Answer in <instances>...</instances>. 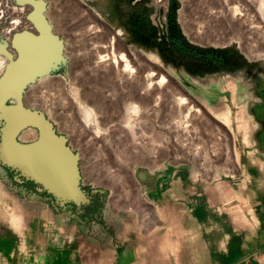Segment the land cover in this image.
Masks as SVG:
<instances>
[{
    "label": "rangeland",
    "instance_id": "374dc122",
    "mask_svg": "<svg viewBox=\"0 0 264 264\" xmlns=\"http://www.w3.org/2000/svg\"><path fill=\"white\" fill-rule=\"evenodd\" d=\"M12 1L16 6L24 8V22H28L27 24L31 26L18 34L30 32L35 36H40L33 21L37 10L34 2H43L42 14L51 26L52 33L63 44L62 55L59 53L60 58L56 63L57 66L52 68L49 74L39 75L37 79L29 82L23 90L22 99L25 109L43 113L46 116L53 124L56 134L65 137L67 146L79 157L80 188L84 192L86 200L65 201L50 193L42 183L33 180L22 166L4 164L8 158L9 160H14V158L12 153H6L7 158L3 154L5 152L4 149L2 150L3 138L8 120L0 111V264H95L91 259L97 256L99 241L103 242L102 230L98 227L99 225L102 227L105 223V207L109 206L111 201L113 203L121 191L127 190L126 184L131 179H135L136 168L139 164L144 162L157 164L166 159L183 164L191 160L197 161L200 173L203 172L207 163L216 164L214 156L218 153L216 148L220 146L218 137L221 136L224 127V124L214 117V114L219 110V99L216 98V95L215 99L210 100L204 96L205 93L197 90L193 91L194 96L191 97L180 88V85H184L191 90L190 82L195 83L194 78L192 79L185 72L191 68L192 62L198 60L195 56L183 52L181 46L198 54L221 56L225 66L230 70L225 77L228 79L233 77V81L241 84L247 79L251 80L254 76H264L262 68L249 63L245 57V54L248 53L239 49V46L243 45L247 50H250L247 48L250 43L254 42L255 45H258L260 42L256 41L259 39L263 41L264 21L249 16L251 19L248 18L250 21L246 22L245 26L238 20L237 16L242 19L246 18L247 12L253 16L255 14L254 9L246 0H228L229 2L225 0L229 6L246 12H241L243 15L240 16L236 15L233 22L231 19L223 18L216 21L209 16L212 12V15L215 16L223 11V8L226 7L224 0H115L120 5L119 15L122 21L135 33V39L139 43L138 48L135 49L134 46L133 48L135 52L142 54L141 64L128 57L131 67L134 68L133 74L137 75L141 70L142 80L148 77L146 75H152L153 86H159L156 101L150 103L149 106L146 105L147 112L146 110L142 112L144 115L141 113V115H136L128 113L127 107L139 97L136 96L137 93H145L144 89L138 90L139 85L137 87L136 82H128L129 85L126 88L123 85V77L114 72H111V80L103 78L101 80L99 73L94 71L97 68L94 67L96 57L90 51L93 41H90L88 37L93 32H101L99 40L104 41L105 44H103L106 47L111 45L109 42L112 38H116L114 31L104 25L108 24L107 18L102 14L104 8H107L105 0ZM248 19L246 18V20ZM256 20L259 21L256 22ZM209 22H214V24H207ZM230 24L232 25L230 26ZM251 25L255 29L253 31L251 28L254 36L247 32L248 26ZM97 26L99 28H95ZM199 26L205 28V31L202 29L198 33ZM211 30H213V34ZM1 32L2 28L0 30V45L4 46V49L0 48V58L4 62L5 69L0 71V100L3 94L2 84L6 78L8 67L19 59V50L14 43L17 34L9 35L7 38V35L4 33L3 35ZM110 32L112 33L110 34ZM209 34L213 35L211 36L213 39L209 37ZM247 38L249 39L247 40ZM256 38L258 39L256 40ZM219 39L223 42L217 43ZM178 40L180 43L177 42ZM119 43H117L116 50L112 51L113 60H115V54L118 56H121L122 53H128L127 56L130 53L135 54L130 50V47L128 50L122 42ZM88 47L90 48L88 49ZM123 48L126 49V52ZM154 48H159L161 58L158 60L152 57L154 54L151 49ZM107 54L103 53V55ZM262 54L264 55V52ZM60 61L62 62L60 63ZM93 62L94 65H92ZM121 63L126 66L127 62L125 60ZM151 68L153 69L150 71ZM95 72L97 73L95 74ZM48 76L54 78L59 76L67 82L65 87L57 83L58 85L55 87L49 88V93L56 95V92L61 95V97L56 95V100L52 98V101H50V95L45 97L42 94L41 81ZM163 77L166 79L164 83L168 84L167 86L159 84ZM74 80L77 85L72 86ZM168 86L170 88L167 89ZM173 86L182 97L185 95L186 98L188 97L182 107L178 105V99L181 97ZM154 87L152 88L154 89ZM169 89L172 91L170 92ZM83 94L91 98L97 107L95 108L99 109L95 111L100 116V118L97 116L100 121L106 125L103 128H110L109 131L103 129L104 133L98 137L95 136L96 138L93 126L85 127L84 124H81L83 116L79 107L80 104L87 106L81 96ZM109 94L110 97H107ZM178 95L177 99L175 96ZM133 98L135 99L133 100ZM5 104L7 108L17 107L18 101L15 95H11ZM100 106L102 107L98 108ZM154 107L157 109L155 110ZM91 108L93 109L92 106ZM189 108L191 109L189 110ZM145 114L147 117L144 120H148V123L146 124L145 121L143 123L146 127L154 124L156 128L153 132L155 141L152 144L157 145L165 141L168 145L164 144L161 149L157 148L158 150L151 146H147L144 151L134 149L133 128L137 129L141 126H137L135 121L139 118L138 116L145 117ZM185 114L187 116L190 114L186 120L188 121L186 128L188 133L173 127L183 116L185 119ZM127 122L132 123V130L129 129L130 126L126 124ZM34 129L38 132H35ZM125 129L128 130L125 133H128L127 135L124 134ZM27 131H34V134L25 139L23 137L27 135L25 134ZM130 132L131 136L127 137ZM16 135L17 142L25 146L33 145L40 139L39 129L32 125L22 129ZM183 140L188 141L186 148L179 143ZM156 150L157 153H155ZM198 150L200 151L197 153ZM125 161L127 162L124 163ZM213 167L216 168L215 165Z\"/></svg>",
    "mask_w": 264,
    "mask_h": 264
},
{
    "label": "crops",
    "instance_id": "0c3cea01",
    "mask_svg": "<svg viewBox=\"0 0 264 264\" xmlns=\"http://www.w3.org/2000/svg\"><path fill=\"white\" fill-rule=\"evenodd\" d=\"M233 80L206 75L193 83L230 110L217 165L200 173L191 160L139 164L127 190L105 207L92 262L264 264V99L248 79Z\"/></svg>",
    "mask_w": 264,
    "mask_h": 264
},
{
    "label": "bare ground",
    "instance_id": "6f19581e",
    "mask_svg": "<svg viewBox=\"0 0 264 264\" xmlns=\"http://www.w3.org/2000/svg\"><path fill=\"white\" fill-rule=\"evenodd\" d=\"M159 1H164V0H159ZM227 1H225L226 7H224L225 5L223 6L224 7L223 11L221 12V11L218 10L219 12H221V13H219V15H215L214 16V15H212L213 12L210 13L209 16H210V18L212 20H216L217 21L218 19L223 18L225 20L231 19L232 22H233V19L236 18V15L240 16V15H243V13H246L245 10L243 12L239 8H236V7H233V6H229V4H227ZM104 2H105V5L107 6V8H104V10L102 11V14L108 20V24H104V25H105V27L108 26V28H111L114 31V34H116V38L115 37L112 38V40L109 42L111 45L106 47L104 45L105 42L99 40L101 38V32H99L100 34L97 33V32L91 33V36L88 37L90 41L91 40L93 41L92 44L90 45V47H91L90 51H91V53H93V56L96 57L94 59V60H96V61H94L95 65H94V62H93L92 65H94V67H97V68H95L94 71H97L99 73L98 75H100L101 80H102V78L103 79H107V80H111L112 79L111 78L112 77V75H111L112 73L111 72H114L116 75H120V76L123 77V79H122L123 85L126 88H128V86H127V85H129L128 82H133V83L136 82L135 83L136 86L138 87V85H139L138 90L139 89H144L145 93H137L136 96H139V97L137 99L133 98V100L135 99V101L130 103L128 105V107H127V112L128 113L130 112V113H134L136 115H141L143 110H146V112H147L146 105L149 106L150 103L156 101L155 99L157 97L156 94H157V90H159V88H158L159 86H155V87L153 86V84H152V82H153L152 75L148 74V75H146L148 77L144 78V80H142L143 77H142L141 70H140L139 73L136 72V73H138L137 75L133 74L134 73V68L131 67V64H130L131 62L128 61V57H130L134 62H137L138 64L142 63L141 62V60H142V56L141 55L142 54H139V53H137V51L135 52V50H134V48L135 49H136V47L138 48V45H139V43L135 39L136 38L135 33L132 30H130L127 27V25L122 21L120 15H119V9H120L119 3L116 2L115 0H105ZM246 2H248L249 5L251 6V8L254 9V13L255 14L253 16V15H250L251 13L247 12L245 17L248 19L249 16H252L254 19L259 18V19H262V21H264V0H246ZM165 4H167V3H165ZM248 7H247V9H248ZM219 8H221V7H219ZM38 10H39V12H36V14L34 15V20H35L38 28L42 32V35H41L42 38H36L35 36L29 35V34H24V35H18L17 36V42H18L17 45H18V48H19V58H20V60L17 61L18 62L17 64H14V65L11 64L9 67L6 65L8 67V72H7V76H6V78H5V80L3 81V84H2L4 86H3V94L1 96V101L2 102L0 103V111H1L2 115H4L6 117V119L8 120V125H7V128L5 130V137H6L5 138V142H7L6 145L8 144L7 153H12L11 155L14 158L13 162L21 164L23 166V169L26 172L35 175L39 179L45 180L46 182H48V184H51V183L53 184V183H55V180H56L55 179V174H56L57 163L54 160H52V159H53V156L57 152L55 151L56 153H52V152H50L48 150H49L50 146H54V147L55 146H59V142L55 140V137H53L52 134L49 133L50 136L47 137V141H45L43 145L41 144V142L39 143L40 144L39 146H41V147L28 148V149H25V150L23 149L24 151L14 141V138L16 137L17 132L21 129V127H24L27 124V122L29 121V117H28L29 113L24 109V107L21 104V98H22L21 92H22L23 88L26 86V84L28 82L37 79V77L39 75L43 76V74H49L50 71L52 70V68H55L57 66L56 63L59 62L58 60L60 58L59 57V53H60L59 45L57 44L56 39L53 38V36H51L50 33L48 32L47 24L45 23V21H44V19L42 17V13H40V9H38ZM241 12H243V13H241ZM24 13H25L24 12V8H20V7L16 6L12 0H0V30L2 28V32L1 33L2 34L4 33L5 35H7V38H8L9 35L18 34L21 31H23L24 29L31 27V26H29L27 24L28 23L27 21H26L27 23L24 22V20H25ZM90 13H89V16H91V14H92V13L91 14ZM93 15H92V17H94ZM89 16H88V18H90ZM92 17L90 19H92ZM86 18H87V16H86ZM214 18H216V19H214ZM237 18H238V20H240V22L243 25H245L246 22H249L250 21L249 19H251V18H249L248 20H246V18L242 19V17H238V16H237ZM235 21H236V19H235ZM257 21H259V20H256V22ZM97 22L100 24L99 21H97ZM214 22H212V23L209 22L207 24H210V23L214 24ZM252 23H253V21H252ZM231 25L232 24H230V26ZM247 25H249V24H247ZM224 26H225V24H224ZM252 26L253 25L248 26V29H247L248 30L247 32L251 33V35H253V32L251 31V28H252V30L254 29V27H252ZM93 28H92V30H93ZM95 28H99V27L97 26ZM240 28H242V27H240ZM104 29H106V28H104ZM202 29H204V31H205V28L199 26L198 27V33ZM225 29H226V27H225ZM34 31H36V30H34ZM227 31H229V30H227ZM256 32H257V30H256ZM111 33L112 32H110V34ZM211 33L213 34V30H211ZM218 33H220V32H218ZM211 36H213V35L209 34L210 38H212ZM214 37H216V35H214ZM228 39H230V38H228ZM248 39L249 38H247V40ZM257 39L258 38H256V40ZM262 39H263V41H260V39L258 41L255 40L256 42H260L258 45H255L254 42L250 43L249 44L250 47L249 46L247 47L248 49L250 48V50H247L245 47H243V45H240L239 49L242 50L245 53L246 52L248 53V54H245L246 55L245 57H246L247 61H249V63L258 65L260 68H262V71L264 72V55L262 54V52H264V35H263ZM216 40H218V39H216ZM209 41H211V40L209 39ZM118 42H120V43L122 42L123 46L125 48H127V49H128V47H130V50L134 51L135 54H133V53L131 54L129 52L130 54L127 56L126 54H128V53H122L121 56L119 55L120 57L115 54V60H113L112 57H111L113 55L112 51L114 52L116 50V47H118L117 46ZM222 42H223V40H222ZM222 42H221V39H219V41L217 43H222ZM107 43H106V45H107ZM214 44H215V42H214ZM245 44H247V43H245ZM127 45H131V46H127ZM133 46H134V48H133ZM90 47H88V49ZM0 48L3 50L4 46L0 45ZM125 48H123L124 52H126ZM151 52L154 54V55H152V57L154 59L158 60L159 58H161L160 57L161 55H160L159 48L151 49ZM103 53H108V54L107 55H103ZM119 53H121V52H119ZM146 56H148V55H146ZM146 56H144V57L146 58ZM148 58H150V57H148ZM125 60L127 62L126 66H125V64L121 63V62H123ZM4 69H5L4 62H2L1 58H0V71H2ZM152 69L153 68H151L150 71ZM97 72H95V74ZM92 73H94V72L92 71ZM2 74H3V72H2ZM143 74H145V73H143ZM190 76H191V78H193L192 74H190ZM144 77H145V75H144ZM131 78H132V80H131ZM165 80L166 79L163 77L162 81L160 80L161 82L160 83L158 82V83L160 85L161 84L166 85L164 83ZM99 81H100V79H99ZM194 81L197 82L196 79ZM57 83L61 84L63 87H65L67 82H66L65 79L59 78V76L56 77V78H54L52 76H50V77L48 76V77L42 79V81H41L42 94H44L45 97H47V95H50V97H51L50 101H52L53 99L56 100V98H57L56 95H59V93L55 92L56 95H54L52 93H49V91H48L49 88H51L52 86L55 87V85H58ZM71 85L72 86L73 85H77V82L74 80V82H72ZM169 86H170V84H169ZM169 86L167 87V89L171 87V86L170 87ZM152 87H154V89ZM173 87H174L175 91H177L176 87L175 86H173ZM180 88L182 90H184L185 93H188L191 97L194 96L193 91L189 90L184 85H180ZM167 89H165V90H167ZM133 91H135V90H133ZM169 91H170V89H169ZM179 91H180V89H179ZM180 92H182V91H180ZM177 94H179L178 91H177ZM9 95H15L16 96L17 101H18L17 107H13V108L4 107V99H6V97L9 96ZM179 95L175 96V97L178 99ZM59 96L61 97V95H59ZM81 96L84 98L83 100L86 102V105H87V106H83L82 104H80V107H79V110H80V112L82 113V116H83V119H82L83 123H81V124L82 125L84 124L85 127L93 126L92 128H94L95 131H96V135H94V137L95 136L98 137V136L102 135V133H104L103 129L106 130V131H109L110 128L109 129L103 128V126L105 124L100 121V119H99L100 116H98L96 111H95V110H97L96 109L97 107L94 104V102L91 101V98H88L84 94L81 95ZM185 96L182 97L180 95L181 98L178 99V105L180 107L184 106L183 104H185L187 102V98L188 97L186 98ZM60 97H59V99H60ZM107 97H110V94ZM45 99H47V98H45ZM126 99H125V101H126ZM95 100H96V98H95ZM145 100H146V103H144ZM110 101L112 102V100H110ZM190 104L193 105L192 103H190ZM91 106L93 107V109L91 108ZM197 106H199V105H197ZM101 107L102 106H100L98 108H101ZM191 108H189V110ZM154 109H155V107H154ZM228 109H229V107H228ZM228 109H224L222 111L219 110L216 114H214V117L216 118V120H218L220 122L223 121V123L226 124L229 127L231 122H230V110H228ZM178 112L180 113V111H178ZM205 112H206V110H205ZM184 113H187V112H184ZM205 114H204V116H205ZM142 115H144V114H142ZM206 115H208V114H206ZM188 116L186 115L185 119H184V116H183V118H181V116H180L181 120H178V122H176V125H174L173 127L175 129H177V130H184L186 132V128L188 127V121H186V120H187ZM138 117L139 118L136 117L137 118L136 121L134 120L135 124L137 126L141 125L140 127H137V129H136L135 125H134L135 128L131 127L132 123L131 124H130V122L126 123L128 126H130L129 129L133 128V130H134L133 131L134 133H132V135H134V136H132L134 149L140 150V151H144V150H146L147 146H151L153 148L155 147L156 149L157 148L161 149L162 145L167 144L164 141L161 144L153 145L152 143H153V141H155L154 138H153V132H154V130H156V128L154 127V124H151L150 126L147 125L148 127H146V125L143 123V121H145L144 118L147 117L146 114H145V117H143V116H138ZM216 120H215V122H216ZM146 121H145V123L147 124L148 120H146ZM190 121H191V119H190ZM190 121H189V123H190ZM220 122H218V123H220ZM143 124L145 125V127L143 126ZM214 126H216V125H214ZM43 128H44L45 132L48 131L46 127H43ZM231 129L233 130V128H231ZM113 130H114V128H113ZM216 130H217V128H216ZM35 131L38 132L37 130H35ZM126 131L128 132V130L125 129L124 134L126 133ZM32 132H34V131H32ZM131 132L129 133L130 135H128L127 137L131 136ZM186 133H188V132H186ZM127 134H125V135H127ZM161 138H162V136H161ZM51 139L55 140V141H52ZM125 139H126V137H125ZM100 140L102 141V139H100ZM129 141L131 143V140H129ZM166 141H167V139H166ZM184 141L185 140H183V142L179 141V143L184 148H186L187 144H188V141H185V142ZM133 145H131V146H133ZM10 148H11V150H10ZM198 149H199V147H198ZM157 150L155 151V153L158 152ZM196 150H197V148H196ZM199 151L200 150H198L196 152L198 153ZM67 154L70 155L69 152H67ZM193 154H195V153H193ZM126 162L127 161H125L124 163H126ZM55 163H56V166H55ZM58 164H59V162H58ZM51 174H53V175L51 176Z\"/></svg>",
    "mask_w": 264,
    "mask_h": 264
},
{
    "label": "water",
    "instance_id": "95a60500",
    "mask_svg": "<svg viewBox=\"0 0 264 264\" xmlns=\"http://www.w3.org/2000/svg\"><path fill=\"white\" fill-rule=\"evenodd\" d=\"M37 10L36 12H39L38 9H40V13H43V8H44V4L43 2H40V3H37V2H34ZM42 8V9H41ZM35 12V14H36ZM34 14V15H35ZM42 17L45 21V23L47 24V27H48V32L50 33L51 36H53V38L56 39L57 41V44L59 45V51H60V54L62 55V49H63V44L62 42L59 40V38L57 36H55L52 31H51V26L49 25V23L47 22V20L45 19V17L43 16L42 14ZM33 21L37 27V29L39 30L40 32V36H35V34H32L30 32H24V33H21V34H17L15 36V45L17 47V49L19 50L18 48V42H17V36L18 35H24V34H29V35H33L35 36L36 38H42V32L41 30L38 28L35 20H34V16H33ZM20 60V58L18 59V61ZM63 61V60H62ZM60 61V63L62 62ZM18 62H13L12 65L14 64H17ZM59 63V64H60ZM7 76V74H6ZM34 81V80H33ZM31 82V81H30ZM29 83V82H28ZM27 83V84H28ZM26 84V85H27ZM4 86V85H2ZM26 87V86H25ZM24 87V88H25ZM23 88V90H24ZM23 90L21 92V94L23 93ZM11 95L7 96L6 99H4V107L7 108L6 106V100L10 97ZM16 97V96H15ZM2 101L0 100V103ZM21 104L22 106L24 107L23 105V99L21 98ZM13 108V107H12ZM25 109V107H24ZM29 114H28V117H29V121L27 122V124L22 128H26L30 125L34 126V127H37L39 129V132H40V139L37 143L33 144V145H30V146H25V145H22L20 143L17 142L16 140V137L14 138V141L16 142V144L23 150L25 149H28V148H37V147H41L39 146L40 142L41 144L43 145L45 141H47V137L50 136L49 133L52 134L53 137H55V140L59 142V146H50L49 147V150L50 152L52 153H56L54 156H53V159L56 163H57V166H56V163H55V166H56V174H55V183H51V184H48V182H46L45 180H42V179H39L38 177H36L35 175L30 174V176L33 178V180L37 181V182H40L42 183L45 188L52 194L56 195L57 197L59 198H62L64 199L65 201H68V200H76L78 202L80 201H83V200H86V196L84 194V192L81 190L80 188V180H81V174H80V171H79V167H78V164H79V157L77 155H75L71 149L67 146V139L63 136H58L56 134V131L54 129V126L53 124L46 118V116L43 114V113H39V112H33L31 110H27L25 109ZM1 117L3 118V116L1 115ZM40 118V119H39ZM39 119V120H38ZM43 127H46L47 128V132H45L44 128ZM21 129V130H22ZM20 130V131H21ZM19 131V132H20ZM18 132V133H19ZM17 133V134H18ZM45 133V134H44ZM17 136V135H16ZM5 135H4V138H3V147H2V150L4 149V156L5 158H7L6 156V153H7V150H8V144L6 145L7 142H5ZM52 140V139H51ZM50 140V141H51ZM55 140H52V141H55ZM61 143V144H60ZM23 150V151H24ZM56 151V152H55ZM67 152H69L70 155L67 154ZM13 160H9L8 158V161H5L4 164L6 165H19V166H22L21 164H18V163H15V162H12ZM59 162V164H58ZM23 167V166H22ZM25 171V170H24ZM26 172V171H25ZM28 173V172H27ZM53 174H51L52 176ZM55 185V186H54Z\"/></svg>",
    "mask_w": 264,
    "mask_h": 264
},
{
    "label": "flooded vegetation",
    "instance_id": "af4514ba",
    "mask_svg": "<svg viewBox=\"0 0 264 264\" xmlns=\"http://www.w3.org/2000/svg\"><path fill=\"white\" fill-rule=\"evenodd\" d=\"M177 42H179V40ZM179 45L181 46V44H179ZM181 49L183 50V52H187L189 55H193L196 57V59H198V60H195V62H192L193 65L191 66V68L189 70H186L187 72H185L188 75L192 74V76L194 78V79L192 78L193 80L196 79V81H200L202 76H206V75H208V79L209 78L216 79V78L221 77V76L225 77L227 72L230 71L227 69L228 67L225 66L222 57L219 55L198 54L196 52H192V51L186 49L183 46H181ZM260 76L259 77L254 76L253 78H251V80H249V79L248 80L250 82V86L254 87L253 93L260 95L264 99V76H261V78H260ZM243 83H246V81ZM241 84H242V82H241ZM189 88H191V91L197 90V91L205 93L204 96H207L210 100H213L216 97L215 94H211L210 92L206 91L207 89H204L200 86H195L191 82H190Z\"/></svg>",
    "mask_w": 264,
    "mask_h": 264
}]
</instances>
